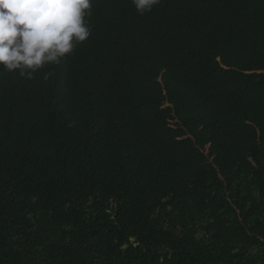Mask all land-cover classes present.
<instances>
[{
    "label": "trees",
    "instance_id": "1",
    "mask_svg": "<svg viewBox=\"0 0 264 264\" xmlns=\"http://www.w3.org/2000/svg\"><path fill=\"white\" fill-rule=\"evenodd\" d=\"M32 79L0 66V264H264V0H93Z\"/></svg>",
    "mask_w": 264,
    "mask_h": 264
},
{
    "label": "clouds",
    "instance_id": "2",
    "mask_svg": "<svg viewBox=\"0 0 264 264\" xmlns=\"http://www.w3.org/2000/svg\"><path fill=\"white\" fill-rule=\"evenodd\" d=\"M140 15L161 0H132ZM93 0H0V66L32 79L59 64L91 35Z\"/></svg>",
    "mask_w": 264,
    "mask_h": 264
}]
</instances>
